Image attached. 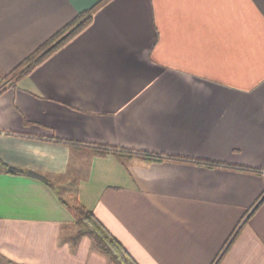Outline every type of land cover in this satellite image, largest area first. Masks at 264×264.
Wrapping results in <instances>:
<instances>
[{
	"label": "crops",
	"instance_id": "obj_1",
	"mask_svg": "<svg viewBox=\"0 0 264 264\" xmlns=\"http://www.w3.org/2000/svg\"><path fill=\"white\" fill-rule=\"evenodd\" d=\"M64 194L140 264H264V0H0V264H113Z\"/></svg>",
	"mask_w": 264,
	"mask_h": 264
},
{
	"label": "trees",
	"instance_id": "obj_2",
	"mask_svg": "<svg viewBox=\"0 0 264 264\" xmlns=\"http://www.w3.org/2000/svg\"><path fill=\"white\" fill-rule=\"evenodd\" d=\"M82 17V16H81ZM79 18L67 25L64 29L55 34L45 45L41 46L33 55L27 58L21 67L13 71L15 73H26L30 70L37 62L42 60L65 41L71 38L79 29L84 27L91 16L85 18ZM122 155L127 154H141L145 157L161 162L164 160H180L193 162L197 164H204L208 166H218V167H234L226 164L213 163L205 160L182 158L177 156H168L154 154L144 151H136L132 149H120ZM244 170L260 172L259 169H253L249 167H242ZM66 205L71 209L75 216V221L79 226L77 233L74 235L73 239L79 241L82 237L88 236L94 243V246L105 253L113 264H140L127 250V248L121 243V241L115 237L110 230L100 221V219L94 214V212L84 205H82L77 199L70 203L65 201ZM258 204L260 201L257 202Z\"/></svg>",
	"mask_w": 264,
	"mask_h": 264
},
{
	"label": "water",
	"instance_id": "obj_3",
	"mask_svg": "<svg viewBox=\"0 0 264 264\" xmlns=\"http://www.w3.org/2000/svg\"><path fill=\"white\" fill-rule=\"evenodd\" d=\"M28 174L29 175H31V176H33V177H36V178H38V179H40V180H42V181H45V182H48V178L45 176V175H43V174H41V173H39V172H36V171H28Z\"/></svg>",
	"mask_w": 264,
	"mask_h": 264
},
{
	"label": "rangeland",
	"instance_id": "obj_4",
	"mask_svg": "<svg viewBox=\"0 0 264 264\" xmlns=\"http://www.w3.org/2000/svg\"><path fill=\"white\" fill-rule=\"evenodd\" d=\"M64 195H65V197L67 198V200H68L70 203H73L72 200H71V197L68 196V194H64Z\"/></svg>",
	"mask_w": 264,
	"mask_h": 264
}]
</instances>
